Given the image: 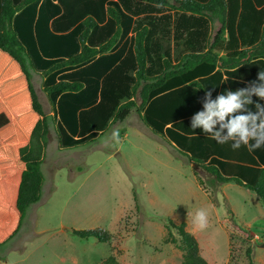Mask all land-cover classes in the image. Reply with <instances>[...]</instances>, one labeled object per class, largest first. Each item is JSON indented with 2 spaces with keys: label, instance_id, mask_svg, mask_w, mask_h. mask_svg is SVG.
<instances>
[{
  "label": "trees",
  "instance_id": "obj_1",
  "mask_svg": "<svg viewBox=\"0 0 264 264\" xmlns=\"http://www.w3.org/2000/svg\"><path fill=\"white\" fill-rule=\"evenodd\" d=\"M171 38L184 50L177 61L163 53ZM32 70L46 75L63 148L94 142L134 111L193 166L211 199L233 182L264 206V147L234 149L191 127L207 91L216 99L264 72V0H0V246L18 234L45 184L51 124ZM167 227L184 252L178 264H209L185 222L168 219ZM71 234L112 237L102 229ZM247 257L253 264L251 248ZM101 264L122 263L112 256Z\"/></svg>",
  "mask_w": 264,
  "mask_h": 264
},
{
  "label": "rangeland",
  "instance_id": "obj_2",
  "mask_svg": "<svg viewBox=\"0 0 264 264\" xmlns=\"http://www.w3.org/2000/svg\"><path fill=\"white\" fill-rule=\"evenodd\" d=\"M166 51L176 61L184 52L172 38L163 42ZM31 72L51 124L42 165L45 184L18 234L0 246V264H101L112 256L122 264H178L184 252L168 219L187 224L209 264H251L248 248L253 264H264V206L254 194L232 182L211 199L212 189L203 190L193 166L175 156L177 150L134 111L94 142L63 148L44 91L46 75ZM113 129H119V144L111 140ZM199 208L209 210L205 231L192 226ZM91 229L111 234L110 242L71 234Z\"/></svg>",
  "mask_w": 264,
  "mask_h": 264
},
{
  "label": "clouds",
  "instance_id": "obj_3",
  "mask_svg": "<svg viewBox=\"0 0 264 264\" xmlns=\"http://www.w3.org/2000/svg\"><path fill=\"white\" fill-rule=\"evenodd\" d=\"M253 97L264 100V72L257 74V80L248 87L236 91H226L212 98L207 91L203 99V110L191 118L192 129H202L217 143L232 141V147L241 145L249 151L264 147V104L254 103ZM254 106V111L252 107ZM111 140L120 143L119 129H113ZM209 210L199 208L192 219L194 230L205 231L210 224Z\"/></svg>",
  "mask_w": 264,
  "mask_h": 264
}]
</instances>
